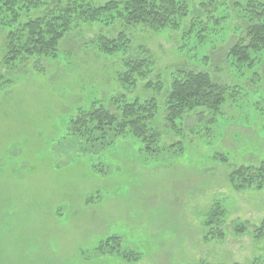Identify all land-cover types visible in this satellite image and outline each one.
<instances>
[{
    "label": "rangeland",
    "instance_id": "1",
    "mask_svg": "<svg viewBox=\"0 0 264 264\" xmlns=\"http://www.w3.org/2000/svg\"><path fill=\"white\" fill-rule=\"evenodd\" d=\"M204 3L195 0L193 18ZM232 3L221 0L212 13L227 18L228 34L215 38L206 61L187 35L192 19L184 31L162 34L81 23L57 57L12 68L0 27V264H264V189L240 191L230 178L264 163V54L257 68L228 63L245 25ZM121 32L132 44L126 56L102 55L93 44ZM129 58L152 60L153 76L124 85ZM179 71L207 72L232 87L222 109L185 114L174 128L166 91L146 85L161 80L168 90ZM137 99L157 101L156 146L131 136L103 145L72 130L80 111L115 113ZM118 241L120 254L112 249Z\"/></svg>",
    "mask_w": 264,
    "mask_h": 264
},
{
    "label": "trees",
    "instance_id": "2",
    "mask_svg": "<svg viewBox=\"0 0 264 264\" xmlns=\"http://www.w3.org/2000/svg\"><path fill=\"white\" fill-rule=\"evenodd\" d=\"M235 1L232 0V6L240 9L245 24L238 31L244 36L230 50L228 63L240 69L257 68L263 62L261 55L264 54V2ZM220 2L208 0L207 4H201L198 10L201 12H197L198 18L195 19V11H192L195 0H111L98 7L86 0H0V27L8 30L4 65L12 68L22 60L57 57L61 41L81 23L99 22L114 27L120 22L127 28L142 26L154 34H162L184 31L185 22L191 19L187 35L195 34L196 48L203 52V56L198 58L206 61L207 49L216 46L215 38L223 41L228 34V29L222 27L227 18L212 14ZM93 44L100 54L110 57L126 56L132 45L126 32L114 37L100 35ZM154 72L152 60L129 58L124 63L120 79L124 85H136L139 79L147 80ZM146 88L156 89L159 94L166 91L167 119L174 128L176 120L185 114H203L207 110L219 112L233 89L216 83L207 72L185 71L177 72L168 90L161 80L148 82ZM157 112L155 99L127 102L115 113L104 106H93L89 111H80L73 118L72 130L91 141L103 140V145L131 136L150 148L158 144L161 136L152 125ZM230 178L237 190H262L264 163L260 167L237 169ZM246 230L244 226L237 228L238 233ZM258 234L259 237L264 236V223L258 229ZM219 236L223 238L221 231ZM117 245L112 248L116 251L113 253L120 254L119 241ZM106 246H110L108 242L101 248ZM134 257L137 255L127 254L129 260Z\"/></svg>",
    "mask_w": 264,
    "mask_h": 264
}]
</instances>
